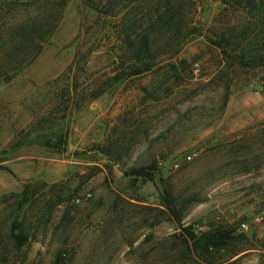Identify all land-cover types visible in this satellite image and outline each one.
<instances>
[{
  "label": "rangeland",
  "instance_id": "rangeland-1",
  "mask_svg": "<svg viewBox=\"0 0 264 264\" xmlns=\"http://www.w3.org/2000/svg\"><path fill=\"white\" fill-rule=\"evenodd\" d=\"M188 17L198 31L177 54L71 111L68 82L80 95L113 71L108 39L93 43L116 18L67 0L34 58L0 43V264H264V66L212 42L245 12L200 0ZM220 226L244 250L199 256L190 235Z\"/></svg>",
  "mask_w": 264,
  "mask_h": 264
},
{
  "label": "trees",
  "instance_id": "trees-1",
  "mask_svg": "<svg viewBox=\"0 0 264 264\" xmlns=\"http://www.w3.org/2000/svg\"><path fill=\"white\" fill-rule=\"evenodd\" d=\"M198 1L200 0H83L85 6L94 11L98 18L117 19L115 28L105 30L101 25V28L95 30L94 33L98 34L96 39H100L93 43V46H98L103 37L108 39L107 51L115 56L113 71L103 81L91 83V87L83 89L84 92L80 95L77 80L74 79L73 85L68 82L67 88H72L65 93L66 97L61 104L69 111L77 109L130 77L155 69L159 56L177 54L186 39L198 31L193 17H188L196 13ZM218 1L225 9L245 12L247 20L227 25L212 42L221 48L227 59L239 66L263 67L264 0ZM66 2L67 0H0V43H6L5 37L11 42L4 56L18 54L20 61L26 57L34 58L53 34ZM32 6L36 10L34 15L14 24L8 22L16 10H26ZM93 46L84 50L77 49L73 60L77 68L85 65L86 58L94 50ZM72 72L73 66H70L68 73ZM56 136V144H62L64 133L57 132ZM46 144L50 145V141L47 140ZM102 150L106 152L105 149ZM151 169L152 165L133 167L129 173L149 177ZM239 237L230 228L220 226L200 236L191 234L190 240L199 256L222 250L227 259H230L244 250L238 247Z\"/></svg>",
  "mask_w": 264,
  "mask_h": 264
},
{
  "label": "built area",
  "instance_id": "built-area-1",
  "mask_svg": "<svg viewBox=\"0 0 264 264\" xmlns=\"http://www.w3.org/2000/svg\"><path fill=\"white\" fill-rule=\"evenodd\" d=\"M190 156H188V158H189Z\"/></svg>",
  "mask_w": 264,
  "mask_h": 264
}]
</instances>
